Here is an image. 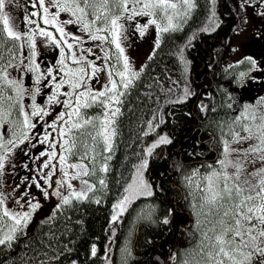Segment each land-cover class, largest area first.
I'll list each match as a JSON object with an SVG mask.
<instances>
[{
  "label": "trees",
  "instance_id": "16d2710c",
  "mask_svg": "<svg viewBox=\"0 0 264 264\" xmlns=\"http://www.w3.org/2000/svg\"><path fill=\"white\" fill-rule=\"evenodd\" d=\"M32 1L37 2V0ZM17 2L18 0H15L11 10L12 22L16 30L21 33H31L32 38L42 39L49 45L47 38L39 35L36 24H26V31L20 29L21 20L16 16L19 11L16 10ZM193 3L195 7L186 16L180 18L181 22L175 30L168 32L159 33L156 28L150 27L154 25L144 22L146 15L135 17L137 23L147 27L144 35H139L138 40L135 39L132 43L133 53L136 54L139 47L141 50L149 47L151 59L149 57L146 59L137 72L139 75L133 79L129 88L124 89L122 85L119 86V90L125 95L121 97L122 102L116 105L120 108V113L112 119L113 123H111L112 131H115V135H112V158L107 161L109 171L101 173L107 187L102 188L99 185L97 190L90 193L88 199L73 200L71 204L62 205L59 208L45 205L48 196L44 203L38 202L39 207L33 211L30 222L15 233L11 246L0 245V264H44V262L46 264H73V262L75 264H147L149 262V254L146 252L148 232L143 225L148 221V217L143 221H135L137 209L140 205L148 203L149 197H131V202L127 204L126 210L116 222L111 220L114 214L113 205L126 195L125 188L132 182L137 167L144 161H147V165L141 170V178L148 185L149 171L155 174L162 173V175H167L168 171L175 173L176 161L172 159L168 167L167 160L162 159L156 162L155 156L162 145L167 146L168 149H175L176 146L170 144L171 140L174 144L175 137L182 134L183 128L190 121L194 123L196 119H200L201 140H208L210 135L220 134L217 124L214 123L215 119L212 118L214 114L210 113L213 107L221 104V100H218L220 96L216 95L217 100L214 101L213 98L212 102L210 97L204 98L203 110L198 108V103L191 108L196 97L191 74L195 69H200L198 76L206 73L209 76L214 74L217 78L230 76L236 67V62L241 61L245 54L253 52L257 45L255 24L258 23L259 17H256L248 6L242 9L240 0H193ZM29 5L31 6L32 3ZM33 9L38 12V15L31 19L35 20L39 27L52 32L53 36L58 38L59 33L54 27L43 24L41 19L44 15L43 10ZM52 12L54 10L49 7V13ZM59 21L60 15L57 17V23H62ZM213 28L214 31L211 30ZM30 29L32 31H29ZM205 29L208 30L205 31ZM150 31L156 34L151 43L148 39L145 40L147 32ZM237 31L245 35L241 39L237 37L235 45L229 43L230 37ZM127 33L132 39L134 32ZM159 34L161 35L159 47H156ZM90 39H85V44L88 46ZM20 42L28 43L27 36H23L19 41L0 40V56L4 59L8 46L16 44L19 47ZM93 48L89 46L91 52H89L88 63L95 61L91 59ZM56 55L60 59V53L57 52ZM222 63H224L223 67ZM10 69L12 68H8L10 78L20 80L18 76L15 77L11 73ZM48 69L42 68L40 71L43 74L41 80H44L43 85L46 88L43 90L40 82L41 91L46 93L50 90L42 96L39 105L48 112V115L42 118L43 120L45 117L44 124L55 121L58 115L55 112V102L49 103V97L55 90V82H50L51 77L47 76ZM54 69L53 75L58 80L63 73L59 72V68ZM207 77H205L206 80H208ZM185 89L190 93L187 96ZM11 93L8 89V94ZM61 97L62 91L59 90L58 99ZM42 100L44 101L41 102ZM177 107L181 109L179 108L178 111ZM82 109V117H89L92 113H94L93 116H100L103 113V107L99 105L85 108L86 113L84 108ZM177 111L180 112L179 116ZM185 112L190 116L185 115ZM173 120L178 126L174 128L175 135L171 131L168 132ZM58 125L59 121H57ZM191 128H187V134L190 133ZM198 133L195 130L186 141H181L178 155L193 156L197 153L194 151L199 144ZM58 134L59 132H56L53 139L58 138ZM161 137L167 138L170 143L158 144ZM153 145L157 146L153 148ZM149 148L152 149L150 154L147 151ZM107 155L108 153L105 152L104 156ZM28 164L32 163H26L25 168ZM157 166L161 168L159 167L158 170ZM25 170L27 172V168ZM186 171L184 170L181 175L186 176L188 174L185 173ZM23 180L26 181L29 189L30 185H32L31 189L35 187L31 184L30 177L26 178V173ZM32 180L36 182L34 175ZM24 186L23 181L20 183L23 192ZM47 191L50 192V188ZM62 193L64 194V191ZM97 199L100 200L99 204L95 202ZM34 200L36 204L37 201L35 198ZM137 226H139V232L134 240L133 235ZM6 232H0V237H3ZM125 240L130 241L129 257L124 258L125 262H120ZM93 245L97 249L94 257L91 255ZM153 245L156 244L153 243ZM56 256H59L58 260L54 259Z\"/></svg>",
  "mask_w": 264,
  "mask_h": 264
},
{
  "label": "snow or ice",
  "instance_id": "6c2138e0",
  "mask_svg": "<svg viewBox=\"0 0 264 264\" xmlns=\"http://www.w3.org/2000/svg\"><path fill=\"white\" fill-rule=\"evenodd\" d=\"M264 2V0H262ZM15 0H0V40H11L19 41L23 36H27V41L30 48V59L29 63L31 65L30 71L38 73L35 83L37 85L41 82L42 73H40L39 65L36 63V45L32 39L31 35L27 33H21L16 30L12 22V17L6 11V8L10 4H14ZM81 4L83 6H81ZM250 4V0H242L241 8H245ZM33 8H39L43 10L44 15L41 17L44 25H51L55 28L56 32L59 33V37L53 36V33L47 31L45 28L39 27L37 22L31 17H36L38 15L37 11H32L24 16V23L26 24H36L39 35L46 37L48 40L52 41L60 49V59L57 61L59 65V72L63 73L62 77L57 80V77L53 75V69H48L47 76L51 77L50 82H55V90L53 94L49 97V103L56 102L59 103L58 94L59 90L65 85L73 90L72 92L65 93L70 99L63 102L66 111H62L57 115L55 121L48 125L53 131L59 132L61 137H66L68 133L72 132L73 129L77 130L80 137H83L84 153L80 157V163L67 164V156L63 153L75 154L73 153V148L77 146L81 141L79 137L72 136L64 139L63 144L60 145L62 150L61 154H57L56 144L50 143V152H41L40 157H46L45 160L41 161L42 167L44 169H52L42 177L45 180V184L51 180L55 165H53V160L57 159L59 164L62 166L60 171L63 172L65 179H60L56 181L57 190L52 193L54 195L60 196L61 204L57 205V208L62 205H69L73 200L83 201L89 198V193H93L96 190V186L90 183L87 179H81V183L84 188L77 191L73 188L71 179H78L82 177H89L99 173H107L109 171V166L107 161L111 160V136L115 135L113 130L109 134L107 130V125L113 123V120L109 117H116L120 113V108H112L113 104L119 105L121 97L125 95L123 91L119 90L118 83L115 79H112L111 72L109 73V85L111 87L105 88V91L92 92L86 83V80L91 79L99 71L94 63H88L86 56H78L75 51H73V44L68 41V33L65 32L64 28L57 23V17L61 12H70L76 17V21L81 23L84 31L89 32L91 39L100 40L101 42L109 41L114 45L117 50L115 59L117 64L123 60V71H117L115 74L120 77V85L124 89L129 88L132 84L133 79L136 78L139 73L132 72L128 62V58L124 56V48L121 47L120 43V31L123 25L120 23L121 19L132 20L135 16L147 15L155 17L162 14L163 18L167 20L165 26L157 23L155 18L148 20L149 25H156L157 31L159 33L168 32L170 30H175L177 25L173 23L174 17L176 16H186L188 12L195 7L193 0H101L99 6L97 5V0H37L36 3H32ZM49 7L56 9V11L49 13ZM89 8L93 9V19L87 21L86 17L88 15L87 10ZM102 9V10H101ZM139 9V10H137ZM170 10H172L170 12ZM115 11H119L120 15H114ZM130 13V14H128ZM264 16V12L261 13ZM109 16L111 19L109 21ZM98 21H103L105 27L95 28V32H92L93 26L97 24ZM65 23H73L69 20ZM147 26H138L140 35L143 36L145 28ZM208 29H205L207 31ZM211 30H215L214 28ZM29 31H32L31 29ZM105 32L107 35H98V33ZM73 39L79 40V37H73ZM156 47H159V37L157 38ZM67 50V51H66ZM91 52V50H87ZM99 59V57H97ZM110 59L109 53L105 52L104 60L108 61ZM151 59V57H149ZM251 61L254 70L257 69L256 61L252 58H246ZM3 57L0 56V61ZM68 61H71L73 65L77 67L73 68L69 65ZM240 61L239 63H243ZM23 65V61H21ZM16 65L9 62L6 66L0 67V80L6 82L14 92L15 97L8 96L7 101L8 108L5 109V97L4 88L0 87V119H6L11 115V109L17 104L20 105L19 115L23 117L22 122L19 123L21 128V137L16 141L15 139H8L7 143L12 145L13 148L19 147L23 144L25 140L28 139L26 129L35 128L36 124L31 123L29 120V114L25 111V108L20 100L25 94V89L19 82V80L11 79L7 71L8 68L15 69ZM87 69H91V76L88 75ZM21 71L25 68L22 66ZM143 71V69H141ZM244 74L242 73L241 76ZM83 89V90H80ZM39 92V88L36 89ZM187 89H185V95H189ZM33 99V111L31 116H43L48 115L46 109L35 104V95L32 96ZM179 102V101H178ZM92 105L102 106L105 111L103 112L104 120L100 121V127L97 129V124L95 118L82 117L81 108L91 107ZM203 110L204 106L201 105ZM67 109H71L70 111ZM67 117V119H65ZM73 117H76L74 120ZM255 120V117H253ZM57 121L62 122L63 126L58 127ZM89 127L91 130H89ZM253 127L257 129L256 136L258 143L256 145H250L248 149L244 151L243 156L236 160H229L231 152L234 151L230 148L229 142L224 141V155L225 160L219 161L222 167H227L231 164L235 169V173L229 176L227 173L213 172L206 179L208 180V186L206 192V203L212 205L216 208V213L219 215L222 212V216L219 220L221 225L219 234H215L214 237H208L205 233V238L209 240V251L204 253L212 264H251L253 254L256 253L260 257V264H264V167L257 169L252 175L259 176L260 179L257 184L251 185L247 180L243 179L241 172L244 167V161L249 157H254L264 162V123L253 124ZM244 132L247 133L245 136H241L239 133L234 134V141H246L252 139L254 133L252 128L245 126ZM15 132H13V137H15ZM6 137L0 136V140ZM103 139L104 147L101 152L96 153V148L93 145L99 143V139ZM92 141V145L87 143L88 140ZM49 141V134H45L40 143H45ZM158 144L170 143L165 137H161L157 142ZM2 146V145H0ZM34 146V145H33ZM153 145L152 147H156ZM148 153L150 154L152 149L149 148ZM89 152L96 153V155L89 156ZM108 153L104 156L103 153ZM100 155L103 159V163L96 168V156ZM6 156L0 155V172L4 168ZM39 159V157L37 158ZM89 160L92 167L89 168L87 164L83 161ZM147 161H144L137 167V172L133 177L131 183L125 188L124 197L113 205L114 214L111 217L112 222H116L120 215L126 210V206L131 202V197L135 196H151V187L146 184L141 178V170L145 168ZM74 170V174L70 175L69 170ZM223 180V186H220V181ZM98 183L102 188H106V181L104 177L98 179ZM38 188L44 192L47 197L49 192L46 188L41 187L40 184H36ZM49 187L51 185L49 184ZM67 190V194H63L59 189ZM97 204L100 200L95 201ZM3 200L0 199V204ZM19 203V201H17ZM32 211H35L39 207V204H29ZM3 216L7 217L9 220L14 221V223L8 228L7 232L0 238V245L11 246V242L15 239V233L27 224L30 218V213L25 212L20 215H13L7 209L4 210ZM163 223L167 224L168 219L165 218ZM4 231L0 228V232ZM253 248V252H245L244 249L249 247ZM97 254L96 246L93 245L91 248V255L94 257ZM242 257V259H238ZM219 258V259H217ZM58 260L59 256L54 257ZM46 264V262H44ZM75 264V262H73Z\"/></svg>",
  "mask_w": 264,
  "mask_h": 264
},
{
  "label": "flooded vegetation",
  "instance_id": "af4514ba",
  "mask_svg": "<svg viewBox=\"0 0 264 264\" xmlns=\"http://www.w3.org/2000/svg\"><path fill=\"white\" fill-rule=\"evenodd\" d=\"M240 1L242 2V0ZM30 3H33V1L18 0L16 5V10H19L16 16L21 20L20 29L22 31H26L24 16L34 11L32 5H29ZM248 7L256 17H259L258 23L255 24L257 45L253 49V52L244 55V58H242L244 61L243 63H236V66H241H238L240 75L237 76L235 75L236 72H233L232 75L221 76V78L214 77V74L209 76L207 73L198 76L200 69H195L191 74L196 94L191 108H193V105L196 103H198V108L201 107L202 100L206 97H210L212 102L213 98L214 101L217 100L216 95L220 96L218 100H221V104L213 107L210 113L214 114V117L212 118H214L215 121H219L216 118V115L218 114L226 117L225 120L221 119L222 121L218 122L219 124L223 123V127L225 126L224 122L226 120L233 121L234 117L237 118L238 114H241L242 111L244 112L243 119H239L241 125L244 123L245 126L250 127L251 124L253 125L257 122L264 123V16L261 15V13L264 12V2H262V0H250ZM52 10L56 11L54 8H52ZM7 12L11 13L10 9L7 8ZM69 20L73 21V23H65ZM59 22H62L58 24H60L65 32L68 33L71 43H76V45H73V51L75 48L78 49L77 47L84 48L85 46L84 53H86L88 48L85 44V39H89V35L87 31L83 30L81 23L76 21V17L70 12H61ZM27 35L32 34L28 33ZM73 37H79V40L73 39ZM46 41L50 44L47 45L42 39H34L37 51L35 60L39 65L40 71L42 68L54 69L59 66L57 64L59 57L56 53H60V49L52 41L48 39H46ZM19 48L22 52L26 51L27 46L25 45V42H20ZM79 53L82 52L77 50V54ZM87 54H89V52H87ZM141 54L142 51L139 47L135 59L141 57ZM25 56L30 59L29 54H25ZM26 57L20 59L23 61V65L21 62L17 63L15 64V69L12 68L10 70L15 77L18 76L20 79L19 82L23 86V89L26 90L20 103L23 104L25 111L29 114L30 122L36 124L37 127L36 120L39 119L40 116H31L33 111L32 96L35 95V104L39 106L42 96L50 90L46 93L45 91L42 92L40 84L37 85L35 83V78L30 79V71L26 69L24 71L20 70L22 66L28 68L25 66L26 62H29V59H26ZM249 57L256 61L258 70H254L251 61L246 59ZM223 66L224 63H222V67ZM242 73L244 75L241 78L244 80H240ZM206 76H208V80L205 79ZM26 77L29 80H27V83L25 84V80L23 79ZM239 84H241V88H239ZM0 87H3L5 91V89L10 86H8L6 82L0 80ZM37 88H39L38 93L36 92ZM11 95L15 97V92L12 91ZM234 98H236L237 101L234 102ZM179 108L181 109V107ZM179 108L177 107L176 110ZM19 109V104L11 109V115H15L18 119V121L12 119L13 128H19V123L23 120V117L19 115ZM259 112L261 114H258ZM179 114L180 112L177 116H179ZM184 114L190 116L186 112ZM253 117H255V120H253ZM195 121L196 122L194 123L190 121L185 125L182 134L175 137L176 140L174 144L173 140H171L170 144L175 145V149H168L167 146L162 145V148L159 149L155 156L156 162L159 160L161 161L162 159L167 160L168 167L172 159L176 161L175 173L168 171L167 175H162V173L155 174L153 171L148 172V183L153 194L148 196V204L152 208L149 213L148 221L143 224L148 232L146 238V252L149 254V262L147 264H212L204 254L210 250L209 240L205 238V233H207L208 237H214L215 234H219L221 228L219 220L222 216V212L217 215L216 208L206 203V196L208 195L206 192L208 180L206 178L213 172L227 173L229 176H232L236 169L231 164L227 167L221 166L219 161L225 160L224 141L220 139L217 141L211 135L208 140H201L202 129L199 127L200 119L198 118ZM174 122L175 120L169 125V130L166 126L165 128L168 132L171 131V133L175 135L174 128H177L178 126L176 123L174 124ZM36 127L30 128L32 130L31 134L28 133L29 129H26L25 131L27 132L28 139L25 140L23 144H20L19 147L13 148L12 145L7 143V140L15 139L18 141V139L22 138L21 131L17 132L16 130H11L9 122L0 119V136L6 137L5 139L0 140V145H2L0 146V155L6 156L7 161L17 162L16 164L29 161L30 157L28 154L35 153L34 148H36V146L33 145H35ZM188 127H192L189 134H187ZM195 130L199 132V144H197V148L194 151H197V153L193 156H183V154L178 155L177 153H179V145L181 141H186L191 137ZM252 131L254 133L253 138L246 141H252L251 145H256L258 143L257 136L255 135L257 129H252ZM13 132L16 134L15 137H13ZM221 132H223L222 128H219V133ZM236 143L229 144V146L233 147ZM242 156V154L238 155V150L235 149L231 152L228 159L236 161ZM252 158L254 157H249L247 160ZM31 159H33V155ZM177 161L179 162L178 165ZM186 165L188 167H186ZM159 167L161 168V166ZM159 167L157 168L158 170ZM262 167H264V162H261L259 159L254 158L250 164L244 161L241 176L251 185H255L258 183L260 177L252 174ZM192 168L195 170L199 179L197 185L195 182L185 184L184 179L186 176L181 175L184 170ZM15 173L16 171L14 170L13 174ZM191 175L192 174L188 175V177H191ZM15 178L16 177L13 179ZM219 183L222 187L223 180L221 179ZM3 184V178L0 174V199L4 201L7 193ZM191 186H193V188ZM1 205L3 214V203ZM15 206L18 208L19 204L16 203ZM4 218L8 221L7 217ZM165 218L168 219L167 224L163 223ZM138 232L139 229L137 230V233ZM137 233L135 234L134 232V240L137 237ZM153 243L156 245L154 246ZM262 247H264V245H262ZM244 251L246 253L253 252V248L250 246L249 248L244 249ZM238 259H242V257H238ZM228 264H231V262H228ZM251 264H260V257L258 254H253Z\"/></svg>",
  "mask_w": 264,
  "mask_h": 264
},
{
  "label": "rangeland",
  "instance_id": "374dc122",
  "mask_svg": "<svg viewBox=\"0 0 264 264\" xmlns=\"http://www.w3.org/2000/svg\"><path fill=\"white\" fill-rule=\"evenodd\" d=\"M100 3H101V0H97L98 6ZM81 6H83V5L81 4ZM130 6H131V0H130ZM7 8L10 9V11H11L12 10V4L8 5ZM7 8H6V11H7ZM137 10H139V9H137ZM171 11L172 10H170V12ZM87 12H88V15L86 17V20L91 21L93 19V9L89 8L87 10ZM9 14L12 17V14L10 12H9ZM113 14L114 15H120L121 13L119 11H115ZM128 14H130V13H128ZM135 17L132 20H126L128 22V24L135 30V33H132V35H133L132 39L129 40L128 43L125 44L123 47H122L123 41H121V40L123 38L124 32L122 31V29L120 31L121 47L124 48V56H126L128 58V62H129L130 69L132 72L136 71L137 67H141L143 65L144 61L150 55V52H148V53L146 52L149 49L146 48V49H144V51H142L143 55H141V57L134 59V53H133L134 47H133L132 43L134 42L135 39L138 40V37L140 35V31L138 28V26H140V25H138V23L135 21ZM153 18H155L157 20V23H159L161 25L165 26L167 24V20L163 18L162 14L157 15L155 17L146 15V19H144V22L147 23L148 20L153 19ZM180 18H183V16L174 17L173 23L178 26L179 23L181 22ZM110 19H111V16H109V21H110ZM103 27H105V23L103 21H98L97 24L95 26H93L92 32H95V28H103ZM150 27L156 28V25L150 26ZM98 35H107V33L101 32V33H98ZM155 35L156 34L151 32V31L149 33L147 32V36L145 37V40L148 39V42L149 41L153 42ZM244 35L245 34L240 33V31L235 32L230 37L229 43H232L235 45L237 42V37H239V39H241V38H243ZM68 41L71 43L70 36H68ZM26 45H27V49L24 52H25V54H28V53L30 54L29 44L26 43ZM93 45H95V47L92 50L91 59L95 60L94 64L99 69V71H98L97 76L95 78L92 77L91 79L86 80V83H87L88 88L92 92L105 91L106 84L109 81V73L110 72L112 74V79L119 80L120 77L117 76L115 73L117 71H119L120 67H121L120 71H123V60H121L120 61L121 63H119V64H117V61L113 60L112 58H110V60H111L110 62L104 60L105 52L108 51L109 56H110V49H113L112 54H114L115 47H114V45H112L110 43V40L101 42L100 40L90 39L89 46L93 47ZM89 46H88V49H89ZM77 48H78L77 50L79 52H82V53H79L77 55L78 56H80V55L86 56V60L88 62L89 54L84 53L85 46H84V48H82V47H77ZM98 48H101L100 54H97ZM104 48H107V50H105ZM77 50H76V53H77ZM24 52H22L16 44H14L11 47L8 46L7 52L4 54V59L2 60V62L7 61V63H2L0 61V67L6 66L9 62H11L12 64L20 63L21 62L20 59L25 58ZM97 57H99V59H97ZM68 63L73 68L77 67V65H73L71 63V61H68ZM25 66H26V64H25ZM57 68H59V66H57L55 69H57ZM25 69H26V67H25ZM7 71L10 75V71L8 69H7ZM88 75L91 76V69H89ZM235 75L239 76L240 72H236ZM36 77L37 76H34V78H36ZM241 77L242 76H240V80H244ZM23 80H25L24 83L26 84L27 78H24ZM92 80H93V82L91 83ZM43 81L44 80H41V86H42V89L45 90L46 88H44L45 85H43ZM239 88H241V84H239ZM8 89H9V92L13 91V89L11 87L6 88L4 91V97H5L4 107H5V109L8 108V103H10L9 101H7V97L12 96L11 94L10 95L8 94ZM80 90H83V89H80ZM60 91H62V97L58 99L60 102L59 103L55 102V108H56L55 112L57 114H59L62 111H66L63 102L70 99V97L65 95V93L72 92L73 90L69 87V85L65 84L60 89ZM43 101L44 100H42L41 102H43ZM235 101H237L236 98H234V102ZM92 106H94V105H92ZM91 107H86V108H91ZM111 107L115 108L116 105L113 104ZM67 110L70 111L71 109H67ZM104 111H105V109L103 108L102 112H104ZM84 112L86 113L85 108H84ZM81 113L83 114V109H82ZM12 114H14V113H12ZM93 114L94 113L90 114L89 118H95L96 124H97V129H99L100 121L104 120L105 117L103 116V113L100 116H96V115L93 116ZM219 117H221V118H219ZM241 117H242V115L239 116V118H241ZM12 118L15 121H18V119L15 115L8 116L6 119H3V120H6L9 122V126L11 127V130H16L17 132H20L21 131L20 127L19 128H13L12 127ZM109 118L113 119L112 117H109ZM216 118L219 121H222L221 120L222 119L221 114L216 115ZM65 119H67V117H65ZM73 119L75 120L76 117H73ZM44 120H45V117L43 120L41 118L36 120L37 127L35 130L36 135H35V140H34L35 141L34 146H36V148H34V150H35L34 154H32V153L28 154V156L30 157L29 161L21 163V164H16L17 162H11V161H7V159H5L4 168H3L2 172H0V174L2 175V178H3V183H4L3 186H4V189L7 193V195L5 196L4 201H3V211L5 209H7L13 215H20V214H23L25 212H29L30 218L28 219L27 223L30 222L32 214H33V211L30 209L29 204L30 203L35 204L34 198L36 199L37 203L39 202L40 204L44 203V200H46V196L44 195V192L41 190V188H38L36 186L37 183L40 184L43 188H46L47 190L50 188V192H49V195L47 198L48 201L46 202L45 205H49L51 207H57V205L61 204V198L60 197L58 198L57 195H54L52 193H54L57 190L56 181L60 180V179H65V177L63 176V172L60 171V168L62 166L59 164V161H58V156L62 152L60 145L63 144L64 139L68 138V137H72V136H77V137H79V140L81 141L80 143L77 144V146L75 148H73V153H75V154L63 153L64 155L67 156V164L80 163L81 162L80 157L84 153V146H83V139L84 138L79 136V133L77 132V130L73 129L72 132L68 133L66 137H61L60 134H58V138L53 139V137L55 136L57 131H53L51 128L48 127V125L52 124L53 121H50V123H48V124H44ZM219 121H215L214 123L217 124L218 129L222 128L223 134L225 135V136H223L225 141L232 140V137L234 136L235 133H239L241 136L247 135V133H245L243 130L245 127L244 123H243V125L233 126L231 124V121L226 120L224 122L225 126L223 127V123L219 124L218 123ZM256 124H261V122H257ZM58 126L59 127L63 126L62 122H59ZM111 127H112L111 124L107 125V130H108L109 134L112 133ZM250 128L256 130V128L253 127L252 124L250 125ZM89 130H91L90 127H89ZM28 133L31 134L32 130L29 129ZM46 133L49 134V141L45 142V143H40L39 141L43 139V137ZM98 139H99V143L96 145H93L96 148V153L101 152L102 148L104 147L103 139L102 138H98ZM50 143L56 144V151H57L58 156H57V159L53 160V162H52L53 165H55L54 174H53L51 180L48 182V184H45V180L42 177L44 176V173H46L52 169H44L42 167L41 161L45 160L46 157H40V153L41 152H50L52 150L50 148ZM87 143L89 145H92V141L90 139L87 141ZM111 144H112V136H111ZM251 144H252V141H240V142H237L236 145H234L233 147L231 146L230 148L233 150L237 149L238 155H241V154L243 155L244 151L246 149H248ZM44 148H45V150H44ZM96 153L89 152V156L91 157L92 155H96ZM32 155H33V159H31ZM103 155H104V153H103ZM38 157H39V159H37ZM253 160H254V158H252L250 160H245V162L250 164V163H252ZM83 162L85 164H87L89 168L92 167V164L90 163L89 160H85ZM26 163H32V164L27 165V167H26L27 172L25 170L26 169L25 168ZM102 163H103L102 157L100 155H97L96 156V168L98 169ZM14 170L16 171L15 174H13ZM68 170H69L70 175L74 174V170H72V169H68ZM25 173H26V178L30 177L31 184L35 185V187H33L32 189H31L32 185H30V189H29L27 187L26 181L23 180ZM185 173H188V174H186L184 182L186 184H189V183L191 184V183L195 182L197 185L199 179H198V176H197L195 170L192 168V169L187 170ZM190 174H192L191 177H188V175H190ZM33 175L35 177L36 182H34L32 180ZM14 177H16V178L13 179ZM100 177H102V174L97 172L96 175L89 176V177H82V178H78V179H71L70 182L72 183L73 188L75 190L80 191L81 189L84 188V185L81 183V179H87L90 183H92L94 185L96 184V188H98V186H99L98 179ZM188 179H189V181H188ZM23 181L25 182L24 192L20 187V183H23ZM49 184L51 185V187H49ZM191 187L193 188V186H191ZM59 190L61 192L64 191V194H67L66 187H65V189H59ZM25 193L29 194L30 196L28 197ZM89 195H90V193H89ZM17 201H19V203H17ZM16 203L19 204L18 208H16V206H15ZM151 208L152 207L150 205H147V204L140 206L137 210L136 215H135L136 216L135 221L136 222H138L137 220L143 221L145 218H147V217L149 218V215H150L149 212L151 211ZM10 221L11 220H9V221L5 220V218L2 214V205L0 204V228H3L4 232H6L7 228L10 227V223H14V221H11V222ZM129 248H130V241L125 240L123 248L121 250V254H120V258H121L120 262L121 261L125 262V259L129 257ZM122 259H124V260H122Z\"/></svg>",
  "mask_w": 264,
  "mask_h": 264
},
{
  "label": "bare ground",
  "instance_id": "6f19581e",
  "mask_svg": "<svg viewBox=\"0 0 264 264\" xmlns=\"http://www.w3.org/2000/svg\"><path fill=\"white\" fill-rule=\"evenodd\" d=\"M145 204L149 205L148 203H144V204H142V205H145ZM142 205H140V206H142ZM140 206H139V207H140ZM137 210H138V209H137ZM136 213H137V211H136Z\"/></svg>",
  "mask_w": 264,
  "mask_h": 264
}]
</instances>
